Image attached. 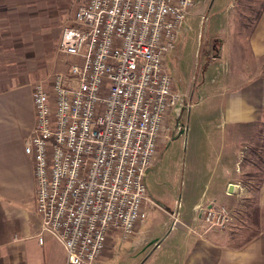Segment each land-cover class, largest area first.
<instances>
[{"label": "built area", "instance_id": "obj_1", "mask_svg": "<svg viewBox=\"0 0 264 264\" xmlns=\"http://www.w3.org/2000/svg\"><path fill=\"white\" fill-rule=\"evenodd\" d=\"M195 3L87 0L61 31L59 51L71 62L49 89L33 88L24 152L34 163L38 241L53 237L66 264H95L110 235L125 241L148 219L144 179L168 119L174 115L170 140L180 110L191 106L165 58ZM223 213L207 204L193 220L218 227Z\"/></svg>", "mask_w": 264, "mask_h": 264}, {"label": "rangeland", "instance_id": "obj_2", "mask_svg": "<svg viewBox=\"0 0 264 264\" xmlns=\"http://www.w3.org/2000/svg\"><path fill=\"white\" fill-rule=\"evenodd\" d=\"M83 1L0 0V90L23 84L32 88L43 85L49 89L55 76L67 70L71 59L60 53L59 39L63 27L69 24ZM263 4L264 0H196L178 34L175 49L165 58L175 88L186 96L185 106L197 102L198 94L202 98V92L195 89L201 78L206 77V64L221 56V43L225 37L221 33L228 29L227 17L231 14L233 41L245 47L252 18ZM208 104L202 100L198 106L182 108L176 133L183 126L185 132L170 140L175 128L174 115L168 119L165 126L169 130L162 139L163 143L161 141L157 147L154 169L144 179L148 196L153 201L148 208V219L137 231L135 245L129 244L130 237L123 241L110 235L112 248L108 254L113 258L99 264H175L169 247L171 241L165 240L154 251L153 244L170 228L183 225L187 219L190 220L185 225L193 231L214 234L219 239L223 237L231 248L255 233L252 212L257 205L256 187L264 174V165L251 155L254 143L244 140L241 133L236 136V145L241 151L238 174L224 195L233 199L226 198L224 204L209 203L224 210V224L208 228L186 215L191 212L190 200L201 197L213 170L221 165L223 151L219 145V132L211 131L212 140L218 141L217 145L210 148L205 138L199 135L196 154L193 146L196 139L194 113ZM177 113L175 111V118ZM257 125H262L264 130V114ZM259 145L263 146L259 150L264 160L263 138H260ZM229 167L232 170L233 162Z\"/></svg>", "mask_w": 264, "mask_h": 264}, {"label": "crops", "instance_id": "obj_3", "mask_svg": "<svg viewBox=\"0 0 264 264\" xmlns=\"http://www.w3.org/2000/svg\"><path fill=\"white\" fill-rule=\"evenodd\" d=\"M230 16L227 17V31L221 33L225 35L221 56L206 64V77L201 78L195 89L202 92V98L198 94V101L190 106H198L202 100L209 102L207 107L194 113L195 154L199 148V135L210 148L217 145L211 131L219 132V145L223 151L221 165L213 170L201 197L189 202L191 212L186 215L192 220L197 207L211 202L224 204L226 198L233 199L224 195L238 174L241 151L236 145V136L241 133L240 126L257 123L264 114V9L246 38L245 47L233 41ZM32 91L29 84L0 90V264H66L64 250L53 237L44 235L42 243L38 241L34 163L24 152V141L35 125ZM155 161L147 175L153 171ZM231 162L234 164L232 170ZM256 203L259 233L239 248L228 247L223 237L219 239L214 234L193 231L185 225L190 219H185L183 225L170 228L161 240H155L153 251L169 240L175 264H264V179ZM143 225L130 236V245H135L137 231ZM110 248L108 238L106 248L95 264L113 258L108 254Z\"/></svg>", "mask_w": 264, "mask_h": 264}, {"label": "trees", "instance_id": "obj_4", "mask_svg": "<svg viewBox=\"0 0 264 264\" xmlns=\"http://www.w3.org/2000/svg\"><path fill=\"white\" fill-rule=\"evenodd\" d=\"M263 9H264V4L262 5V7H261V9L259 11L255 12L254 17L252 18L253 19V24L251 26V30L249 32V35L251 34V32L254 29L257 21L259 20ZM252 12H254V11H252ZM243 26H246V25H243ZM204 68H203V70H204ZM239 131L241 132L242 135L245 136L243 138L244 140L246 139L250 143H254V147L255 148L250 149V153H251L252 156L256 157L258 159V161L262 165H264V160H263V158L261 156V152L259 150V148L263 147V146L259 145L260 138L264 139L263 126L262 125H257V123L247 124V125L240 126V130ZM263 179H264V174L258 180V184H257V187H256V192H258L259 187H260V185L263 182ZM252 218H253L252 221H253V223L256 226L255 233H253L246 241L242 242L241 244H238V245L234 246V248H239V247L243 246L244 244L249 242L252 238H254L255 236L258 235V233H259V208H258V205H256V207L254 208V210L252 212Z\"/></svg>", "mask_w": 264, "mask_h": 264}]
</instances>
